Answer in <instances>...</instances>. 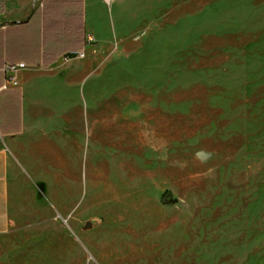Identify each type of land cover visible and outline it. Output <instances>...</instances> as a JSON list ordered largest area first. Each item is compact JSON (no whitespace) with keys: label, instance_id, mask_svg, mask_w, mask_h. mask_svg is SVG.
I'll use <instances>...</instances> for the list:
<instances>
[{"label":"rangeland","instance_id":"1","mask_svg":"<svg viewBox=\"0 0 264 264\" xmlns=\"http://www.w3.org/2000/svg\"><path fill=\"white\" fill-rule=\"evenodd\" d=\"M83 1L0 264H264V0ZM70 110L105 112L104 144L64 141Z\"/></svg>","mask_w":264,"mask_h":264},{"label":"crops","instance_id":"2","mask_svg":"<svg viewBox=\"0 0 264 264\" xmlns=\"http://www.w3.org/2000/svg\"><path fill=\"white\" fill-rule=\"evenodd\" d=\"M80 4V0H42L35 6L34 0H0V244L5 240L2 234L16 220L13 188L15 180L23 178L21 156L26 154L33 162L37 147L42 142L50 145L37 134L41 114L32 86L43 77L65 81L83 70L81 65L70 68L91 33ZM20 62L25 67L17 71V83L12 84L5 67ZM56 124L59 136L68 143L79 145L74 134H84L92 127L94 138L104 144L105 112L70 110ZM12 156L16 158L13 167ZM59 161L67 164V158Z\"/></svg>","mask_w":264,"mask_h":264},{"label":"built area","instance_id":"3","mask_svg":"<svg viewBox=\"0 0 264 264\" xmlns=\"http://www.w3.org/2000/svg\"><path fill=\"white\" fill-rule=\"evenodd\" d=\"M89 40H92L91 37H88ZM77 56H80V57H85V52L84 51H81V52H78L77 53ZM25 67V63L24 62H20V63H16V64H8L6 67H5V70L7 72H9V81L12 83V84H16L17 83V80H16V73L19 69L21 68H24Z\"/></svg>","mask_w":264,"mask_h":264},{"label":"trees","instance_id":"4","mask_svg":"<svg viewBox=\"0 0 264 264\" xmlns=\"http://www.w3.org/2000/svg\"><path fill=\"white\" fill-rule=\"evenodd\" d=\"M80 12H81V14H83V0H80ZM84 28V27H83ZM83 31V30H82ZM82 43L84 44V43H86V40H84V36H83V38H82ZM70 55H74V54H70ZM10 64H13V63H10ZM8 65V64H7Z\"/></svg>","mask_w":264,"mask_h":264},{"label":"water","instance_id":"5","mask_svg":"<svg viewBox=\"0 0 264 264\" xmlns=\"http://www.w3.org/2000/svg\"><path fill=\"white\" fill-rule=\"evenodd\" d=\"M90 226V223H87L86 227Z\"/></svg>","mask_w":264,"mask_h":264},{"label":"bare ground","instance_id":"6","mask_svg":"<svg viewBox=\"0 0 264 264\" xmlns=\"http://www.w3.org/2000/svg\"><path fill=\"white\" fill-rule=\"evenodd\" d=\"M107 1H111V0H107Z\"/></svg>","mask_w":264,"mask_h":264}]
</instances>
